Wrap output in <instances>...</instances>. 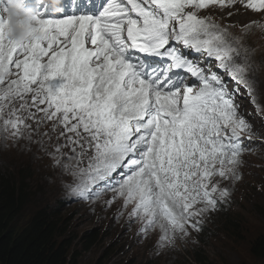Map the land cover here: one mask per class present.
<instances>
[{"label": "snow or ice", "instance_id": "snow-or-ice-1", "mask_svg": "<svg viewBox=\"0 0 264 264\" xmlns=\"http://www.w3.org/2000/svg\"><path fill=\"white\" fill-rule=\"evenodd\" d=\"M28 2L17 43L0 0L3 147L35 148L78 201L118 203L156 257L195 242L264 147V0Z\"/></svg>", "mask_w": 264, "mask_h": 264}, {"label": "rangeland", "instance_id": "rangeland-1", "mask_svg": "<svg viewBox=\"0 0 264 264\" xmlns=\"http://www.w3.org/2000/svg\"><path fill=\"white\" fill-rule=\"evenodd\" d=\"M250 18L255 19L241 15L239 20L244 23ZM260 52H264L263 48ZM263 77L264 72L260 74L262 80ZM255 117L258 115L251 116L253 131L264 143V131H261L264 118L259 116L263 124L258 126ZM26 153L19 147L4 148L0 144V168L26 170V175L33 178L29 205L20 221L23 224L46 205L55 210L68 237L74 239L72 250L78 255L79 264H264V260L255 259L251 253L255 240L264 236V147L243 157V179L235 185L230 204L212 215L205 223L204 232L193 234L195 242L189 241L179 250L159 257L152 252L154 236L138 243L139 225L134 223L129 227L126 215L114 219L118 203L102 210L99 202L73 200L64 191L57 172L49 166L48 169V164L37 155ZM88 233L98 236L91 250L85 248L84 238Z\"/></svg>", "mask_w": 264, "mask_h": 264}, {"label": "trees", "instance_id": "trees-1", "mask_svg": "<svg viewBox=\"0 0 264 264\" xmlns=\"http://www.w3.org/2000/svg\"><path fill=\"white\" fill-rule=\"evenodd\" d=\"M15 170L0 168V264H79L72 250L74 239L68 237L62 218L48 205L21 223L33 178L26 170ZM84 240L86 250H91L98 236L88 233ZM251 253L264 260V236L255 240Z\"/></svg>", "mask_w": 264, "mask_h": 264}, {"label": "clouds", "instance_id": "clouds-1", "mask_svg": "<svg viewBox=\"0 0 264 264\" xmlns=\"http://www.w3.org/2000/svg\"><path fill=\"white\" fill-rule=\"evenodd\" d=\"M53 2L59 5L61 0H53ZM7 8L8 11L3 15L7 21V31L10 38L17 43L25 41L27 39V27L21 25H26L33 18V7L28 0H7Z\"/></svg>", "mask_w": 264, "mask_h": 264}, {"label": "bare ground", "instance_id": "bare-ground-1", "mask_svg": "<svg viewBox=\"0 0 264 264\" xmlns=\"http://www.w3.org/2000/svg\"><path fill=\"white\" fill-rule=\"evenodd\" d=\"M263 50H264V48H263ZM264 78V77H263ZM255 123L258 125V126H260V125H262L263 124V121H262V119H260V117L258 116V117H255ZM256 127V126H255ZM256 129V128H255ZM258 130V129H257ZM260 130V129H259ZM261 131L263 132L264 131V129H261ZM0 135H2V134H0ZM25 142H21V144L23 145ZM0 144H1V146H2V144H3V141L2 140H0ZM11 148V147H10ZM19 149L23 152H25V150H26V148L25 147H19ZM27 151V150H26ZM27 153L28 154H31V155H33V157H34V154L35 155H37V157H38V159L39 160H41V161H44V162H46L48 165H47V167L49 166L50 167V161L48 160V158L46 157V156H44L43 154H40V153H37L36 152V150H35V148H33L31 151H27ZM26 153V154H27ZM49 167H48V169H49ZM57 175V174H56ZM60 179V178H59ZM64 191H66V188H64ZM66 194H68V195H70L69 194V192L67 191V193Z\"/></svg>", "mask_w": 264, "mask_h": 264}]
</instances>
